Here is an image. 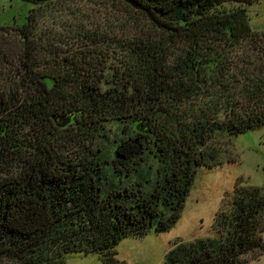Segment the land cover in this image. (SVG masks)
I'll return each instance as SVG.
<instances>
[{"label": "trees", "instance_id": "1", "mask_svg": "<svg viewBox=\"0 0 264 264\" xmlns=\"http://www.w3.org/2000/svg\"><path fill=\"white\" fill-rule=\"evenodd\" d=\"M118 1L135 13L130 30L87 15L42 32L32 2L0 25L22 50L0 57V264H66L74 252L125 264L118 243L176 223L198 167L220 163L221 137L264 125L257 0ZM230 195L216 235L177 241L164 264L264 254V187L240 179Z\"/></svg>", "mask_w": 264, "mask_h": 264}, {"label": "rangeland", "instance_id": "2", "mask_svg": "<svg viewBox=\"0 0 264 264\" xmlns=\"http://www.w3.org/2000/svg\"><path fill=\"white\" fill-rule=\"evenodd\" d=\"M54 1L49 5L37 2L42 3L38 8L39 31H60L62 26L70 24L72 28L80 26L81 22L86 23L87 15L89 21L99 27L120 24L123 29L130 30L135 24V13L118 0ZM29 8L30 2L23 0H0V25L12 24L15 18L17 23L22 22ZM75 8L80 13L73 18L70 11ZM248 10L252 28L264 32V0L255 1ZM78 16H81L79 20ZM20 40L14 30L0 34V57L5 55L12 61L19 59L22 51ZM74 45L77 47L78 42ZM108 127L111 138H114L118 127L114 123ZM221 140L224 151L220 163L210 168L198 167L176 223L165 231L157 232L152 228L143 236L124 237L116 246L119 260L125 264H164L165 254L177 241L216 235L213 228L215 215L230 200L238 180L242 179L243 184L264 187V125L231 137L229 144L227 137H221ZM249 259L248 264H264V254ZM66 264H103V261L96 253L74 252L67 255Z\"/></svg>", "mask_w": 264, "mask_h": 264}, {"label": "water", "instance_id": "3", "mask_svg": "<svg viewBox=\"0 0 264 264\" xmlns=\"http://www.w3.org/2000/svg\"><path fill=\"white\" fill-rule=\"evenodd\" d=\"M24 1H28V2H44V1H47V0H24ZM129 3H131L134 7H138L137 3L134 1V0H125Z\"/></svg>", "mask_w": 264, "mask_h": 264}]
</instances>
